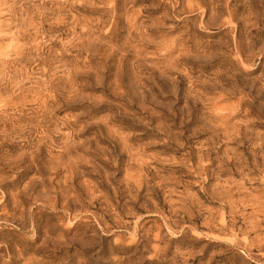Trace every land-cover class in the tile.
I'll return each instance as SVG.
<instances>
[{
    "label": "rangeland",
    "instance_id": "374dc122",
    "mask_svg": "<svg viewBox=\"0 0 264 264\" xmlns=\"http://www.w3.org/2000/svg\"><path fill=\"white\" fill-rule=\"evenodd\" d=\"M0 264H264V0H0Z\"/></svg>",
    "mask_w": 264,
    "mask_h": 264
}]
</instances>
